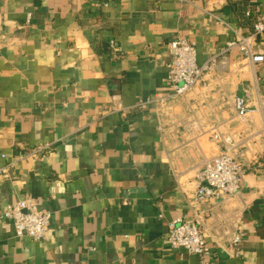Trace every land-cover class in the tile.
Segmentation results:
<instances>
[{
  "label": "crops",
  "instance_id": "crops-1",
  "mask_svg": "<svg viewBox=\"0 0 264 264\" xmlns=\"http://www.w3.org/2000/svg\"><path fill=\"white\" fill-rule=\"evenodd\" d=\"M260 14L264 0H0V264H200L169 244L168 224L226 150L245 184L199 216L211 234L227 213L244 235L221 247L210 235L211 264H264V63L237 47L186 96L167 82L172 41L194 42L203 64ZM26 198L50 214L41 241L1 217Z\"/></svg>",
  "mask_w": 264,
  "mask_h": 264
},
{
  "label": "built area",
  "instance_id": "built-area-1",
  "mask_svg": "<svg viewBox=\"0 0 264 264\" xmlns=\"http://www.w3.org/2000/svg\"><path fill=\"white\" fill-rule=\"evenodd\" d=\"M182 3L188 0H180ZM28 16L27 22L30 21ZM235 38L228 42L227 46L207 62L198 63L196 44L186 38H177L171 42L174 55L168 65L167 82L174 90L170 97H183L194 90L202 80L205 73L216 64L218 57H225L229 50L240 48L244 58L252 63H264V50L257 48L259 38L264 35V14L256 16L253 30L243 34L233 30ZM110 53L114 60L122 56L119 43L115 39L109 42ZM226 59V58H224ZM168 97L156 98V101L164 103ZM148 102H151L148 100ZM146 102H141L143 105ZM237 116L244 119L249 113L244 98H237L235 102ZM214 138L223 141L219 133ZM44 147L36 148L38 153ZM5 169H0V175L8 176ZM247 168L245 164L228 150L204 160L202 168L196 175L199 183L193 195L187 198L189 211L183 216L172 220L168 224L167 240L173 248L184 249L198 256L200 264H211L214 255L212 247L208 243V237L212 235L214 243L221 247L226 243L237 246L243 239V233L238 230L236 220L231 215L221 214L220 218L211 226V234L202 224L199 216L200 205L207 199H215L214 210H219V205L228 197L240 193L245 184ZM1 217L13 222L18 237H29L35 241L46 238L50 214L38 208L35 198H26L14 204H8Z\"/></svg>",
  "mask_w": 264,
  "mask_h": 264
}]
</instances>
